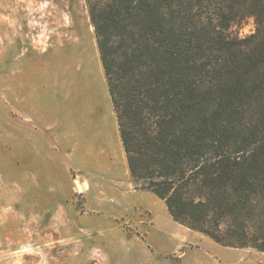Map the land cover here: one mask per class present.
I'll list each match as a JSON object with an SVG mask.
<instances>
[{
  "label": "rangeland",
  "instance_id": "374dc122",
  "mask_svg": "<svg viewBox=\"0 0 264 264\" xmlns=\"http://www.w3.org/2000/svg\"><path fill=\"white\" fill-rule=\"evenodd\" d=\"M254 30L250 16L229 28ZM139 186L86 1L0 0V264H180L182 251L186 264H264L177 224Z\"/></svg>",
  "mask_w": 264,
  "mask_h": 264
},
{
  "label": "trees",
  "instance_id": "16d2710c",
  "mask_svg": "<svg viewBox=\"0 0 264 264\" xmlns=\"http://www.w3.org/2000/svg\"><path fill=\"white\" fill-rule=\"evenodd\" d=\"M85 1L136 188L264 253V0ZM249 16L252 33L229 32Z\"/></svg>",
  "mask_w": 264,
  "mask_h": 264
},
{
  "label": "crops",
  "instance_id": "0c3cea01",
  "mask_svg": "<svg viewBox=\"0 0 264 264\" xmlns=\"http://www.w3.org/2000/svg\"><path fill=\"white\" fill-rule=\"evenodd\" d=\"M152 224H154V222H155V218L153 217L152 218ZM177 224H179V223H177ZM186 228V227H185ZM188 230H190L189 228H187ZM188 232V231H187ZM177 256V259H179V263L180 264H186L182 259H183V257H184V252L182 251V252H180V254H178V255H176ZM206 263V262H209L210 264H216L215 263V261H214V259L213 258H211V257H209L208 255H203V256H201V258L198 260V264L199 263Z\"/></svg>",
  "mask_w": 264,
  "mask_h": 264
},
{
  "label": "bare ground",
  "instance_id": "6f19581e",
  "mask_svg": "<svg viewBox=\"0 0 264 264\" xmlns=\"http://www.w3.org/2000/svg\"><path fill=\"white\" fill-rule=\"evenodd\" d=\"M79 186V185H78Z\"/></svg>",
  "mask_w": 264,
  "mask_h": 264
}]
</instances>
